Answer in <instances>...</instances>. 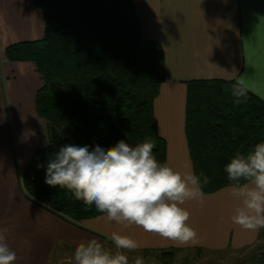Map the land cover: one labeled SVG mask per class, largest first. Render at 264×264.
Wrapping results in <instances>:
<instances>
[{"label":"trees","instance_id":"16d2710c","mask_svg":"<svg viewBox=\"0 0 264 264\" xmlns=\"http://www.w3.org/2000/svg\"><path fill=\"white\" fill-rule=\"evenodd\" d=\"M33 2L43 12V36L11 44L4 52L7 60L32 62L41 78L35 109L45 121L47 143L34 152L20 182L24 194H31L25 195L29 201L78 226L103 213L67 190L47 185L38 165L64 143L110 146L120 139L131 145L152 141L157 160L166 163V141L158 133L153 106L166 81L164 54L157 40L142 36L134 0ZM236 81L186 82L185 129L192 167L210 178L203 193L229 186L225 163L264 140V101L249 90L246 100L235 104L230 89ZM141 252L161 254L164 264L177 254ZM255 263L264 264V251Z\"/></svg>","mask_w":264,"mask_h":264},{"label":"crops","instance_id":"0c3cea01","mask_svg":"<svg viewBox=\"0 0 264 264\" xmlns=\"http://www.w3.org/2000/svg\"><path fill=\"white\" fill-rule=\"evenodd\" d=\"M134 6L142 36L162 46L166 81L154 99V118L166 141V163L183 174L192 167L185 129L187 81L243 79L264 101V0H134ZM44 27L33 0H0V235L16 252L15 264H48L61 240L66 248L95 237L111 247L81 224L129 235L141 245L136 250L181 253L257 242L264 229L253 232L231 222L236 202L229 186L183 205L199 237L195 246L108 222L104 214L72 225L23 197L20 176L37 150L32 144L40 123L35 98L41 78L32 62L7 60L4 52L11 44L40 39Z\"/></svg>","mask_w":264,"mask_h":264},{"label":"clouds","instance_id":"9594fccd","mask_svg":"<svg viewBox=\"0 0 264 264\" xmlns=\"http://www.w3.org/2000/svg\"><path fill=\"white\" fill-rule=\"evenodd\" d=\"M249 90L243 79L237 80L230 89L234 103H243ZM155 147L149 140L131 145L120 139L110 146L96 141L92 145L68 142L38 167L44 168L47 185L67 190L84 205H94L108 222L136 225L180 246H195L199 237L183 205L200 201L210 178L190 164L183 174L174 170L157 160ZM223 171L230 182L228 194L236 202L231 222L253 232L264 229V140L233 155ZM25 195L31 196L27 191ZM81 227L103 236L111 247L95 237L78 241L70 245V264H129L123 250L141 247L129 235L104 232L91 224ZM16 259V252L0 235V264H15ZM132 264H144L143 256H136Z\"/></svg>","mask_w":264,"mask_h":264},{"label":"rangeland","instance_id":"374dc122","mask_svg":"<svg viewBox=\"0 0 264 264\" xmlns=\"http://www.w3.org/2000/svg\"><path fill=\"white\" fill-rule=\"evenodd\" d=\"M40 123L36 126L35 133L33 135L35 137V141L32 145L37 147V149L47 143L45 121L40 119ZM28 132H30V128L28 129ZM31 149L33 148L31 147ZM19 189L21 190L23 197L26 198L20 183ZM63 244H58L55 246L54 252L52 253L50 262L48 264H70L72 248L69 245L65 248V245ZM106 247L110 246L106 245ZM123 251L129 257V264H132L135 257L138 255L143 256L144 264H164L161 254H144L141 252V250ZM205 251L206 252L202 253L201 255H196L194 251H184L177 253L175 254L174 260L169 264H183L185 261L187 264H257L255 263L256 259L259 258V254L264 251V237L260 236L257 242L238 249H205Z\"/></svg>","mask_w":264,"mask_h":264}]
</instances>
